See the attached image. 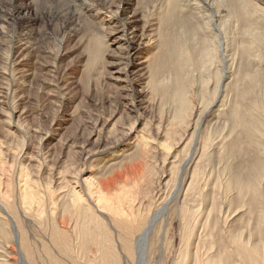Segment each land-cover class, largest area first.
<instances>
[{"label":"bare ground","instance_id":"1","mask_svg":"<svg viewBox=\"0 0 264 264\" xmlns=\"http://www.w3.org/2000/svg\"><path fill=\"white\" fill-rule=\"evenodd\" d=\"M27 1L7 3L0 36L17 14L32 19ZM253 4L120 0L101 15L132 118L92 127L81 165L44 184L23 165L0 170V264H264V12ZM103 34L87 67L113 45Z\"/></svg>","mask_w":264,"mask_h":264},{"label":"rangeland","instance_id":"2","mask_svg":"<svg viewBox=\"0 0 264 264\" xmlns=\"http://www.w3.org/2000/svg\"><path fill=\"white\" fill-rule=\"evenodd\" d=\"M9 1L0 0V15L9 12ZM116 1L28 0L25 4L29 5L32 19L26 22L27 12H21L17 14L19 20L3 23V37L0 36V170L5 174L23 165L30 181L44 184L49 174L60 168L70 172L81 165L84 152L93 147L87 139L92 127L102 125L103 119L116 114L126 124L131 120L130 98L122 83L123 55L117 47L120 44L115 41L118 35H110L108 23L104 25L101 21L104 23L101 26L96 22L102 14L108 15L118 7L120 0ZM249 1L264 12V0ZM14 6L18 7L15 2ZM233 21L228 22L230 40L240 34ZM102 34L108 36L105 38L109 43L114 39L113 45L101 52L103 55L100 53V63H94V68L87 67L86 49ZM13 56H21L16 59L18 65H9ZM67 148L73 152L67 153ZM85 178L89 176L86 174Z\"/></svg>","mask_w":264,"mask_h":264}]
</instances>
